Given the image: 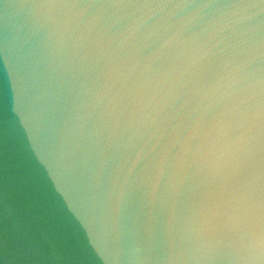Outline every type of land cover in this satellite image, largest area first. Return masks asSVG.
Segmentation results:
<instances>
[{
    "label": "water",
    "instance_id": "1",
    "mask_svg": "<svg viewBox=\"0 0 264 264\" xmlns=\"http://www.w3.org/2000/svg\"><path fill=\"white\" fill-rule=\"evenodd\" d=\"M0 264H264V0H0Z\"/></svg>",
    "mask_w": 264,
    "mask_h": 264
}]
</instances>
